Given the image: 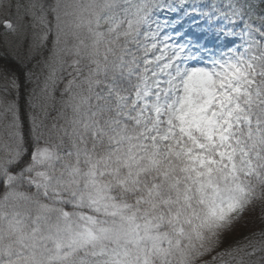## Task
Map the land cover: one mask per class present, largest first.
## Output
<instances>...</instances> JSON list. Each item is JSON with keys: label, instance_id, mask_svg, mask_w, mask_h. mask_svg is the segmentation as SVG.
<instances>
[{"label": "snow or ice", "instance_id": "6c2138e0", "mask_svg": "<svg viewBox=\"0 0 264 264\" xmlns=\"http://www.w3.org/2000/svg\"><path fill=\"white\" fill-rule=\"evenodd\" d=\"M0 264H264V0H0Z\"/></svg>", "mask_w": 264, "mask_h": 264}, {"label": "trees", "instance_id": "16d2710c", "mask_svg": "<svg viewBox=\"0 0 264 264\" xmlns=\"http://www.w3.org/2000/svg\"><path fill=\"white\" fill-rule=\"evenodd\" d=\"M244 218L246 220V223L242 222V219H240L236 223V225L238 226V229H236L235 231L231 230L232 233L227 237L229 241H231L233 238L238 239L241 235H246L250 231L259 230L261 224L264 223V221H262L259 218L258 213L249 214L245 216Z\"/></svg>", "mask_w": 264, "mask_h": 264}, {"label": "rangeland", "instance_id": "374dc122", "mask_svg": "<svg viewBox=\"0 0 264 264\" xmlns=\"http://www.w3.org/2000/svg\"><path fill=\"white\" fill-rule=\"evenodd\" d=\"M0 30H2V26H0ZM242 222L246 223V220H245L244 217L242 218ZM240 223H241V222H240ZM244 223H243V224H244ZM244 225H245V224H244ZM236 229H238V226L235 224L232 230L235 231ZM231 233H232V231L229 233V235H230ZM229 235H228V236H229Z\"/></svg>", "mask_w": 264, "mask_h": 264}]
</instances>
